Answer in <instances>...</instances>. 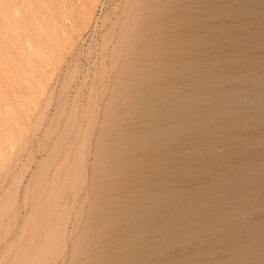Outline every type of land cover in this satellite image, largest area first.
<instances>
[{
    "label": "rangeland",
    "instance_id": "374dc122",
    "mask_svg": "<svg viewBox=\"0 0 264 264\" xmlns=\"http://www.w3.org/2000/svg\"><path fill=\"white\" fill-rule=\"evenodd\" d=\"M148 1L149 0H0V154L2 153L0 155V176H3H1L2 178L0 177V181L2 179V182H0L2 183L0 184L2 188H0V218L3 215L1 218L2 220L0 219L2 221H0V264H9V261H11L10 264L12 262L16 264L17 261H19V264H23L24 259L26 260L24 262L25 264L30 258H32L30 261L32 262L33 260L34 262L31 263L29 261L27 264H36L39 260L37 264L41 262H44L41 264H47L48 262V264H70L72 260L75 259L74 256H76L78 251L81 255L77 253L79 257L76 256L77 262L74 260L75 264H103L104 262V264H155L156 262V264H205L207 261L216 258L219 259V252H222L221 255L226 252L227 249L225 247H220V245H238L237 243L239 242L235 241V243L234 239L225 240V238L232 234L233 229H236L233 227L232 223L237 220L238 222L239 220L242 221L245 217L237 218L236 220H230V217H228L221 221V224L226 223L227 225H222L218 228L215 226L212 228L209 227V229L203 230L199 232V234L193 233L189 235V231L194 229V227L202 229L203 226H205L204 223L203 225L201 223L204 217L212 215L206 207L203 206L201 199V202H199V200L195 198L191 200V198L182 196L181 200L170 202L165 196L169 191H179L183 188L185 189L184 193H186V189L190 186L188 182L195 184L196 187L203 188V184L209 181L208 175L212 174L208 172V170L216 172L221 169L222 164L244 163L246 157L250 155L251 150H243V152H241L239 150L241 148L239 145L249 142V132L242 133L243 135L241 136L243 139H233L226 144L219 145L218 142L222 135L216 134L206 145L201 142L195 143L194 141L185 140L181 143L182 146L181 144L170 145V147L165 146L159 150L161 153L159 151L153 152L151 150L152 144L144 136L153 130V125L161 118H164L170 109L172 111L175 109L176 105H173V103H176V100L172 99L170 95L166 96L162 94H158L157 97L152 95L151 98V94L148 90L151 92L153 91L152 89H158L161 93L171 86L172 92L175 89H181V82L185 83V87L189 85L194 78H197L202 84L207 76L203 71L196 74L192 73L190 68L195 63H200L201 65L213 62L214 67L208 73L207 79L215 80L219 84L221 83L220 79H224L228 74L241 75L247 72L254 76L264 75V0H225L227 2L226 4L222 3L224 0H198L201 1V3L196 6L195 10L186 7L188 3L183 4L175 2L174 5L171 3L169 5L168 0H161L159 4L158 2L151 4V7L156 9L155 12L151 14L142 8L148 6V4H146ZM244 7L251 9L250 14H248L250 15L249 17L243 16L242 11ZM174 12L187 13L188 17L186 20L177 23H167L164 16ZM137 18L141 20H137ZM159 18H162V20H159ZM137 22L138 25L141 24L140 27L137 25ZM154 27L157 30H155ZM178 32L183 33V38L180 37L177 39L174 37ZM143 34L145 36H143ZM251 44L256 47L255 50L251 48L253 46ZM157 57L161 59L157 60ZM240 64L243 65L241 66ZM220 67H222L221 69L225 72H223ZM174 68H184L182 75H180L182 76L181 78L178 74L170 75L169 72H172ZM142 71L144 72L142 73ZM233 83L234 85L237 84L236 82ZM184 87L183 90L185 89ZM191 90L192 89L184 90L187 99H192L196 96L195 94H197V92L195 93L194 90ZM205 90L204 88L203 91ZM247 92H249V90ZM135 94L137 95L134 96ZM145 98L147 99L145 100ZM125 99L128 100L125 101ZM153 100L158 102H153ZM111 102L113 104H111ZM147 102H149V104ZM167 102L168 104H166ZM114 103H117V107L114 106ZM121 106L123 108H120ZM150 108L153 109L152 111L154 112L150 111ZM150 112L155 115L150 114ZM187 112L193 114L191 109L187 110ZM146 113L148 115H146ZM131 118L135 121V124L134 121H131ZM139 118L145 122H142ZM152 118H154V121ZM138 121L140 123H138ZM196 126L197 129L200 130V133L204 134L212 132L213 130V126L210 123H198ZM196 126L194 127L196 128ZM229 126L232 127L233 125L228 124L223 129L230 130L231 128ZM135 128L137 130H135ZM260 128L258 131H261ZM103 130L105 131L103 132ZM101 135H103V137ZM97 139L99 141L101 139V141L97 142ZM144 139L145 141H143ZM114 143L117 144L118 147L121 146L123 148L116 147ZM118 143L121 145H118ZM260 143L262 142L260 141ZM134 144L135 146H133ZM191 144L193 146H191ZM223 145H227V148L222 147ZM98 146H100V148ZM103 147H105V149H103ZM260 147H264V144H261ZM112 148L113 150H111ZM176 148L177 150L175 151ZM206 148L209 149L210 153L216 154L223 153L227 149L233 152L232 155L227 157V160L216 161L217 164L215 163L209 167V163L204 160L206 157H204L205 154L203 149ZM95 149L97 151L96 153ZM180 149L183 152H181ZM80 150H83V155L80 153ZM105 150L106 152H103ZM148 150H150V152ZM102 152L103 154H101ZM145 152H147V154ZM168 152L169 154L173 152L170 154L171 159H165L166 153ZM178 152L180 153L179 155L177 154ZM51 154L54 158L49 156ZM117 154H119L118 158ZM79 156L81 157L79 158ZM151 158L159 159L158 161H160L159 163L161 166L152 163ZM103 159L104 161L106 160L107 163H104ZM76 160H81L79 162L80 164H82L81 162L83 160V164L79 165ZM95 160H100L98 163L101 165ZM176 160L177 163L175 162ZM133 162L135 163L133 164ZM202 162L204 164H202ZM49 163H52V165H49ZM58 165L60 168L57 167ZM76 167H78V169H76ZM94 167L95 169L100 168L97 169L98 171L94 169V173H92ZM44 168H46L48 172ZM56 168H58V170ZM103 168L105 169V175L102 171ZM59 169H62L60 170L61 172ZM43 170L46 172L43 173ZM40 171L42 174H40ZM100 171L103 173H101V176L99 175ZM7 172L10 178L6 177ZM80 172L81 174H79ZM119 173L123 174L119 175ZM73 174L76 175L73 178L74 181L72 180ZM141 174H143V176ZM91 175L96 177L95 180L98 183L94 180L95 177ZM127 175H129V177ZM80 176H82V178ZM212 176L214 175L212 174ZM75 177L78 178L76 179ZM79 178L83 182L80 181ZM3 179L7 180L3 181ZM71 180L74 183L72 187H70V183L72 182L69 183ZM126 180L127 183H130L126 184ZM177 180L178 182H176ZM63 182H65L64 184L67 183L66 186L62 184ZM79 182L83 184L80 183L81 185H79ZM91 183L96 184L95 186H97V188L93 189L94 184L91 186ZM77 184L80 188H77ZM163 184L167 185L164 187ZM154 186H159V189L155 192L152 191ZM55 187L56 190H54ZM69 187L70 190L68 191L67 189H69ZM91 187L93 191H91ZM57 188L60 190L58 191ZM62 188L65 192L61 193L65 195H61L60 193ZM74 190H78L77 193ZM7 192L8 196L6 195ZM15 192L17 193L16 195ZM74 193L77 197H74L76 196ZM4 194L7 197L4 198ZM48 194H55L56 197L55 195L52 197ZM58 194L59 197L60 195L61 198L64 197L60 199L59 202H56L59 199H57ZM69 195L72 196V198ZM67 196L72 200H70V204L68 203L69 199ZM1 198H4L2 199L3 201ZM50 198H52V200ZM54 198H56V200H54ZM208 199V201H205L207 199L203 200L211 204H221V200H225L222 195L211 196ZM109 201L111 203H109ZM159 202H162V207L155 208V210L152 211V206L150 207V205L153 203L157 205ZM44 204L46 206H44ZM102 207L105 208L102 209ZM196 209L199 210L196 211ZM52 210L54 214H52ZM63 210L64 212H62ZM142 210L144 212H142ZM49 215L53 219L49 218V221L45 222ZM247 216L249 219L256 221V219L264 217V211L259 213L253 212ZM158 217L162 219L160 218V220ZM101 219L103 223H100ZM142 221L145 225L141 224ZM136 224L140 226L136 228ZM165 227L166 229H164ZM85 229L88 233L85 232ZM39 230L42 232H39ZM241 230L240 228V234L236 236L235 239L243 240L242 238L245 237L246 233ZM166 231L169 232L167 233ZM36 232H39L42 236H39V233L36 236L33 235ZM223 234L227 236L222 237L221 235ZM80 236L81 238H79ZM127 236L129 237L127 238ZM149 236L151 238H149ZM216 236H221V242L223 243L219 244L218 249L210 246L213 245V241L217 238ZM39 237H41L40 240H38ZM111 237L113 239H111ZM31 238L34 239L32 240ZM57 240L59 241L57 242ZM223 240H225V242H223ZM74 243H78V247L75 245L72 249L71 246ZM151 243H153L152 246ZM122 244H125L124 247ZM32 245L36 247L34 250V246ZM43 245L45 247L47 245L48 247L45 249ZM109 245L111 247H109ZM167 245L169 247H167ZM42 246L45 250H43V254L47 259L44 258V256L42 257ZM79 247H83V249L81 250ZM11 248H13V250L10 252ZM166 248H168V250ZM37 249L40 250L41 255L39 256L37 254L39 253ZM60 249L64 251L62 252L63 256L61 255ZM117 249L119 250L117 251ZM24 250L30 255L24 252ZM71 250H74V252ZM75 250L77 251L75 252ZM150 250L153 251V254ZM191 250L194 251L192 252ZM29 251H31V253ZM140 251H142V253H140ZM18 252L26 254H23V259L22 255L20 256L17 254ZM32 252L37 254L38 260L35 255H32ZM49 252L51 254H49ZM71 252L75 255H72ZM96 252L100 254H96ZM176 252L178 253L175 254ZM5 254L6 256L9 254V256H7L8 259L4 256ZM31 255L32 257H30ZM49 255H52V261H50L51 258ZM177 255L179 258L176 257ZM27 256L30 258L28 259ZM106 256L108 257L106 258ZM174 256L178 258V260L175 259ZM15 257L19 258L16 259ZM41 257L42 260L40 259ZM73 257L74 259H72ZM168 257L171 258L168 259ZM180 258H183L184 261ZM106 259H108L107 262L104 261ZM176 260L180 262L176 263Z\"/></svg>",
    "mask_w": 264,
    "mask_h": 264
},
{
    "label": "bare ground",
    "instance_id": "6f19581e",
    "mask_svg": "<svg viewBox=\"0 0 264 264\" xmlns=\"http://www.w3.org/2000/svg\"><path fill=\"white\" fill-rule=\"evenodd\" d=\"M161 0H149L148 1V3H146V4H148V6H144V7H142L143 8V10H146V11H148V13H153V12H155V10L156 9H154V8H152L151 7V4L152 3H154V2H158V4H159V2H160ZM169 1V5H170V3L172 4V5H174V3L175 2H179V3H183V4H186V3H188L187 5H186V7H188L189 9H192V10H195L196 9V6H198L200 3H201V1H198V0H168ZM253 1H261V0H253ZM222 3H227L225 0L222 2ZM164 5V4H163ZM162 5V6H163ZM141 6V5H140ZM139 6V7H140ZM159 7V6H158ZM141 10V9H140ZM168 10V9H167ZM251 9H249V8H246V7H244V9H243V16H245V17H249L250 15H248V14H250V11ZM144 12V11H143ZM142 14V13H141ZM194 14V13H193ZM192 14V15H193ZM139 15V14H138ZM138 17H140V16H138ZM149 17V16H148ZM187 17H188V15H187V13H172V14H167L166 16H164V19H166L167 20V23H170V22H175V23H177V22H179V21H183V20H186L187 19ZM254 17V16H253ZM145 18V17H144ZM251 18V17H250ZM257 18V17H256ZM139 18H137V20H138ZM162 20V18H159V20ZM139 20H141V19H139ZM143 20V19H142ZM249 20H251V19H249ZM259 20V19H258ZM263 20V19H262ZM134 23V22H133ZM141 23V22H140ZM137 25H138V22H137ZM141 25V24H140ZM140 25H138L139 27H140ZM176 25V24H175ZM134 26V25H133ZM143 26V25H142ZM148 26H149V23H148ZM159 26V25H158ZM136 27V26H135ZM128 28H130V27H128ZM153 28V27H152ZM155 28V27H154ZM131 29V28H130ZM145 29H146V26H145ZM155 30H157L156 28H155ZM190 30V29H189ZM129 31V30H128ZM150 31V30H149ZM154 31V30H153ZM163 31V30H162ZM225 31V30H224ZM147 32V31H146ZM157 32V31H156ZM160 32V31H159ZM187 33V32H186ZM155 34V33H154ZM247 34V33H246ZM157 35V34H156ZM235 35V34H234ZM239 35V34H238ZM244 35V34H243ZM257 35V34H256ZM143 36H145L144 34H143ZM182 36H184L183 35V33H180V32H178L176 35H174V37L175 38H180V37H182ZM155 37V36H154ZM183 38V37H182ZM139 39V38H138ZM239 39V38H238ZM133 40V39H132ZM142 40V39H141ZM172 40H173V37H172ZM175 40V39H174ZM248 40V39H247ZM185 41V40H184ZM251 41V40H250ZM163 42V41H162ZM172 42V41H171ZM160 43V42H159ZM166 43V42H165ZM172 44V43H171ZM175 44V43H174ZM264 44V43H263ZM147 45V44H146ZM153 45V44H152ZM196 45V44H195ZM234 45V44H233ZM251 45H253V44H251ZM134 46V45H133ZM132 46V47H133ZM151 46V45H150ZM169 46H171V45H169ZM197 46V45H196ZM147 47V46H146ZM163 47V46H162ZM263 47H264V45H263ZM148 48V47H147ZM152 48V47H151ZM156 48H157V46H156ZM161 48V47H160ZM164 48H165V46H164ZM163 48V49H164ZM248 48V47H247ZM250 48V47H249ZM252 49H256V47L253 45L252 47H251ZM150 49V48H149ZM153 50V49H152ZM151 50V51H152ZM158 50H160V49H158ZM158 50H157V52H158ZM161 50H162V48H161ZM166 50V49H165ZM173 50V49H172ZM141 51V50H140ZM146 51V50H145ZM155 51H156V49H155ZM263 51V50H262ZM161 52V51H160ZM260 52V51H259ZM131 53V52H130ZM159 53V52H158ZM163 53V52H162ZM169 53V52H168ZM139 54H142V53H139ZM144 54H145V52H144ZM176 55V54H175ZM142 56V55H141ZM146 56V55H145ZM161 57V56H160ZM163 57V56H162ZM177 57V56H176ZM179 57V56H178ZM181 57V56H180ZM185 58V57H184ZM232 58V57H231ZM157 60H160L161 58H159L158 59V57L156 58ZM234 59V58H233ZM167 61V60H166ZM210 61H212V60H210ZM258 61V60H257ZM215 62V61H214ZM173 63V62H172ZM171 63V64H172ZM181 63V62H180ZM205 63H207V62H205ZM218 63V62H217ZM246 63V62H245ZM174 64H175V62H174ZM183 64V63H182ZM236 64V63H235ZM250 64H251V62H250ZM139 65V64H138ZM138 65H135V66H138ZM144 65H147V64H144ZM236 65H238V64H236ZM241 65V64H240ZM243 65V64H242ZM241 65V66H242ZM167 66V65H166ZM225 66V65H224ZM127 68H129L128 66H126ZM214 67V65H213V62L212 63H207V64H201L200 65V63H195V64H193L192 66H191V70H192V73H194V74H196V73H200L201 71H203L204 73H206L205 75L207 76V77H205L206 79L203 81V83L201 84L200 83V81L197 79V78H194L190 83H189V85H186L185 87H184V85H185V83H182L181 82V85H182V87H181V89L179 88V89H175V90H173L172 92H171V86L168 88V89H166L165 91H162L161 93H160V91L158 90V89H152L153 91H151L150 92V90H148V92L151 94L150 96H151V98H152V95H154V96H156L157 97V95L158 94H162V95H170V97L172 98V99H175L176 100V103H173V105L175 104L176 106H175V109H173V111L170 109V111L168 112V114L164 117V118H159L160 120L157 122V123H155L154 125H153V130L149 133L148 132V134H144L145 136L144 137H146V139L152 144V151L153 152H156V151H159L160 149H162L163 147H165V146H169L170 147V145H179V144H181V143H183L185 140L186 141H194L195 143L196 142H201V143H203V144H208V142L211 140V138L214 136V135H216V134H220V135H222L221 137H220V139H219V142H218V144L219 145H221V144H226L228 141H230V140H233V139H240V138H242V136L241 135H243L242 133H244V132H249V135H248V138H249V142L248 141H246V140H244V141H246V142H248V143H243V144H241V145H239L241 148L239 149L241 152H243V150H251V153H250V155L248 156V157H246V159H245V162L244 163H241V162H237V163H233V164H222L221 165V169L220 170H217L216 172L215 171H212V170H208V172H210V173H212L214 176H212V174H209L208 176H209V181L208 182H205L203 185H204V187L203 188H201V187H196L195 186V184H193V183H190V182H188V184L190 185L189 187H188V189H186L187 191H186V193H184V191H185V189L183 190V189H180L179 191H169L168 192V194H166V199L167 200H169L170 202H175V201H177V200H181V197L182 196H184V197H186V198H191V200L193 199V198H195L196 200H199V202H201L200 201V199L202 200V204H203V206L204 207H206V209L210 212V214L212 215V216H207V217H204V219H203V222H201L202 223V225H203V223L205 224V226H203V228L201 229H198V228H195L194 227V229H191L190 231H189V235L190 234H193V233H198L199 234V232H201V231H203V230H206V229H209V227H216V228H218V227H221L222 225H227L226 223H222L221 224V221H223V220H225L226 218H228V217H230V220H232V219H234V220H236L237 218H242V217H245V219H243L242 221L241 220H239V222H238V220L237 221H234V223H232V225H233V227H235L236 229H233L232 230V234L231 235H221L222 237H226L225 238V240H231V239H234V242L236 241V242H239V243H237L238 245H225V244H223L222 242H221V236H216L217 238L213 241V245H210L211 247H216L217 249H218V246H219V244H223V245H220V247H225L226 249V252L223 254V255H221V253L219 252V254H220V257H219V259H213V260H210V261H207L205 264H264V217H260V218H258V219H256V221H253V220H251V219H249L248 218V214H250V213H253V212H262V211H264V147H260V145L261 144H264V75H262V76H254V75H251V73H244V74H241V75H236V74H228V75H226V77L224 78V79H220L221 80V83L219 84V83H217L215 80L213 81V80H211V79H207L208 78V73L210 72V70L212 69ZM223 67V66H222ZM222 67H220V69L222 68ZM236 67V66H235ZM244 67V66H243ZM249 67V66H248ZM135 68V67H134ZM171 68H172V66H171ZM170 68V69H171ZM189 68V67H188ZM229 68V67H228ZM237 68V67H236ZM184 69V68H183ZM183 69H180V68H174V70L171 72H169L170 73V75L172 74V75H182V71H183ZM224 69V68H223ZM240 69V68H239ZM244 69V68H243ZM169 70V69H168ZM199 70V71H198ZM219 70V69H218ZM222 70V69H221ZM232 70V69H231ZM220 71V70H219ZM223 71V70H222ZM245 71H247V70H245ZM258 71V70H257ZM123 72V71H122ZM144 71H142V73H143ZM221 72V71H220ZM223 72H225V71H223ZM243 72V71H242ZM133 73V72H132ZM139 73V72H138ZM188 73H190V72H188ZM236 73V72H235ZM263 73V72H262ZM162 74V73H161ZM163 74H165V73H163ZM143 76V75H142ZM168 76V75H167ZM178 76V77H179ZM188 76V75H187ZM171 77V76H170ZM182 76H180V78H181ZM202 77V76H201ZM200 77V78H201ZM179 78V79H180ZM187 78V77H186ZM203 78V77H202ZM166 79V78H165ZM184 79V78H183ZM204 79V78H203ZM185 80V79H184ZM145 81V80H144ZM174 81V80H173ZM127 82V81H126ZM125 82V83H126ZM233 82H236L237 84L236 85H234V83ZM145 83V82H144ZM155 83V82H154ZM153 84V83H152ZM180 84V83H179ZM178 84V85H179ZM128 85V84H127ZM116 86H118V85H116ZM119 86H120V84H119ZM134 87V86H133ZM133 87H131V88H133ZM149 87V86H148ZM183 87L185 88L184 90H186V89H192V90H194L195 91V93L197 92V94H195L196 96L194 97V98H192V99H187V97H185V94H184V90H183ZM137 88V87H136ZM162 88V87H161ZM164 88H167V87H164ZM178 88V87H177ZM204 88L206 89L205 91H203L204 90ZM124 90H125V88H124ZM128 90H130V89H128ZM145 90V89H144ZM191 90V91H192ZM249 90V92H247ZM202 92V93H201ZM187 93V92H186ZM144 94V93H143ZM132 95V94H131ZM130 95V96H131ZM137 94H135L134 96H136ZM145 95V94H144ZM144 95H143V97H144ZM133 96V95H132ZM161 96V95H160ZM165 96V97H166ZM129 97V96H128ZM118 98V97H117ZM142 98V97H141ZM150 98V97H149ZM161 98V97H160ZM144 99V98H143ZM143 99H141V100H143ZM147 98H145V100H146ZM115 100V99H114ZM128 99H125V101H127ZM139 100V99H138ZM135 101V100H134ZM140 101V100H139ZM139 101H138V103H139ZM150 101H151V99H150ZM149 101V102H150ZM165 101V100H164ZM163 101V102H164ZM112 102H113V100H112ZM111 102V104H113ZM116 102V101H115ZM117 102H119V101H117ZM131 102V101H130ZM136 102V101H135ZM149 102H147L148 104H149ZM153 102H158V101H154L153 100ZM170 102H171V100H170ZM137 103V102H136ZM141 103V102H140ZM135 104V103H134ZM142 104V103H141ZM161 104H163V103H161ZM165 104V103H164ZM166 104H168V102L166 103ZM117 105V103L115 104L114 103V106H116ZM136 105H138V104H136ZM152 105V104H151ZM155 105V104H154ZM140 106V105H139ZM144 106H146V105H144ZM157 106V105H156ZM109 107V106H108ZM112 107V106H111ZM110 107V108H111ZM117 107V106H116ZM149 107V106H148ZM152 107H154V106H152ZM151 107V108H152ZM170 107V106H169ZM120 108H123L122 106L120 107ZM150 108V109H151ZM155 108V107H154ZM171 108V107H170ZM136 109H138V108H136ZM149 109V110H150ZM156 109V108H155ZM169 109V108H168ZM189 109H191L193 112V114H191V113H189V112H187V110H189ZM148 110V109H147ZM153 109H151L150 111H152ZM165 110H166V108H165ZM121 111V110H120ZM119 111V112H120ZM141 111V110H140ZM159 111V110H158ZM157 111V112H158ZM163 111V110H162ZM142 112V111H141ZM152 112H154V111H152ZM148 113V112H147ZM146 113V115H148ZM155 113H156V110H155ZM167 113V112H166ZM123 114V113H122ZM141 114V113H140ZM144 114V113H143ZM150 114H154V113H151L150 112ZM138 115V114H137ZM145 115V116H146ZM155 115V114H154ZM159 115H161V114H159ZM130 116H131V114H130ZM158 116V115H157ZM157 116H155V117H157ZM162 116V115H161ZM161 116H158V117H161ZM164 116V115H163ZM195 116V117H194ZM128 117V116H127ZM133 117V116H132ZM149 117V116H148ZM153 117V116H152ZM121 118V117H120ZM145 118V117H144ZM150 118V117H149ZM149 118H148V120H149ZM124 119V118H123ZM132 119V118H131ZM130 119V120H131ZM139 119H141V118H139ZM145 119H147V118H145ZM144 119V120H145ZM153 119V121H154V118H152ZM126 120V119H125ZM121 121H122V119H121ZM131 121H134L133 119L131 120ZM141 121H142V119H141ZM157 121V120H156ZM142 122H145V121H142ZM123 123V122H122ZM125 123V122H124ZM127 123V122H126ZM138 123H140L139 121H138ZM198 123H210L212 126H213V130H212V132H207V133H200V130H198L197 129V126H196V124H198ZM129 124H130V122H129ZM134 124H135V121H134ZM134 124H131V125H134ZM136 124H137V121H136ZM143 124V123H142ZM141 124V125H142ZM228 124H231V125H233L232 127H230L231 129L230 130H225V129H223L226 125H228ZM75 125V124H74ZM122 126V125H121ZM137 126H138V124H137ZM194 126H196V128L194 127ZM199 126V125H198ZM126 127V126H125ZM140 127V126H139ZM139 127H137V128H139ZM143 127V126H142ZM260 127H262V128H260ZM145 128V127H144ZM146 128H147V126H146ZM261 129V131H258V129ZM122 129V128H121ZM123 129H124V127H123ZM122 129V130H123ZM151 129V128H150ZM117 130H120V129H117ZM121 130V131H122ZM128 130H129V127H128ZM135 130H137L136 128H135ZM145 130V129H144ZM105 130H103V132H104ZM132 133V132H131ZM103 135H104V133H103ZM103 135H101L102 137H103ZM106 135V134H105ZM116 136H118L117 134H115ZM246 135V134H245ZM107 136V135H106ZM143 137V138H144ZM219 137V136H218ZM244 137V136H243ZM125 138V137H124ZM141 138V137H140ZM215 138V137H214ZM99 139V138H98ZM97 139V142L99 141ZM101 139H103V138H101ZM101 139H100V141H101ZM123 139V138H122ZM218 139V138H217ZM243 139V138H242ZM241 139V140H242ZM106 140V139H105ZM104 140V141H105ZM120 140V139H119ZM135 140V139H134ZM141 140H142V138H141ZM60 141V140H59ZM58 141V142H59ZM99 141V142H100ZM116 141V140H115ZM125 141V140H124ZM130 141V140H129ZM135 141H137V140H135ZM143 141H145V139L143 140ZM142 141V142H143ZM260 141L262 142V143H260ZM118 142V141H117ZM122 143H124L123 141H121ZM128 142V141H127ZM132 142H133V140H132ZM62 143V142H61ZM103 143V142H102ZM101 143V144H102ZM129 143V142H128ZM149 143V144H150ZM195 143H193L194 145H196ZM236 143V142H235ZM57 144H59V143H57ZM105 144V143H104ZM110 144V143H109ZM112 144V143H111ZM115 144V143H114ZM137 144V143H136ZM214 144H215V142H214ZM62 145V144H61ZM98 145V144H97ZM106 145H108V144H106ZM116 145V147H118L117 146V144H115ZM118 145H121L120 143H118ZM123 145V144H122ZM130 145V144H129ZM188 145V144H187ZM217 145V144H216ZM133 146H135V144L133 145ZM137 146H138V144H137ZM181 146H182V144H181ZM184 146V145H183ZM191 146H193L192 144H191ZM202 146V145H201ZM215 146V145H214ZM227 145H223L222 147H225V148H227L226 147ZM233 146V145H232ZM56 147V146H55ZM99 148H100V146H98ZM108 147V146H107ZM112 147V146H111ZM110 147V148H111ZM113 147H114V145H113ZM119 147H121V146H119ZM118 147V148H119ZM212 147V146H211ZM53 148V147H52ZM97 148V147H96ZM115 148V147H114ZM123 147H121V149H122ZM124 148H125V146H124ZM131 148V147H130ZM149 148V147H148ZM147 148V149H148ZM178 148V147H177ZM177 148L175 149V151L177 150ZM189 148V147H188ZM194 148V147H193ZM83 149V148H82ZM101 149H102V145H101ZM103 149H105V147H103ZM126 149V148H125ZM124 149V150H125ZM167 149V148H166ZM184 149V148H183ZM190 149V148H189ZM198 149H200V148H198ZM224 149V148H223ZM234 149V148H233ZM48 150V149H47ZM59 150H61V149H59ZM59 150H57V151H59ZM110 150V149H109ZM111 150H113V148L111 149ZM115 150V149H114ZM117 150V149H116ZM1 151V150H0ZM83 151V150H82ZM81 150H80V153H82V155H83V152H82ZM119 151V150H118ZM121 151V150H120ZM135 151V150H134ZM136 151H138V150H136ZM142 151V150H141ZM147 151V150H146ZM149 152H150V150H148ZM180 151H181V149H180ZM185 151V150H184ZM44 152V151H43ZM45 152H46V150H45ZM97 151H96V149H95V153H96ZM103 152H106V150L105 151H103ZM103 152L101 153V154H103ZM107 152H108V150H107ZM160 153H161V151H159ZM181 152H183V151H181ZM203 152H204V157H206V158H204V160L206 161V162H208L209 163V167H211V165H214L215 163H216V161H219V160H227V157H229L230 155H232V152L233 151H231V150H229V149H227L226 151H224L223 153H210L209 152V149L208 148H206V149H203ZM51 153H52V151H51ZM54 153V152H53ZM58 153V152H57ZM60 153V152H59ZM98 153H100V152H98ZM97 153V154H98ZM111 153V152H110ZM113 153V152H112ZM118 153V152H117ZM124 153H126V152H124ZM139 153V152H138ZM144 153V152H143ZM142 153V154H143ZM146 154H147V152H145ZM163 153H164V150H163ZM173 152H171L170 154H172ZM192 153V152H191ZM236 153V152H235ZM2 154V153H1ZM0 154V155H1ZM56 154V153H55ZM54 154V155H55ZM100 154V155H101ZM106 154V153H105ZM108 154H109V152H108ZM116 154V153H115ZM120 154V153H119ZM119 154H117V158H118V156H119ZM157 154V153H156ZM167 154V155H166ZM165 155L167 156H165V159H171L170 158V154H169V152L168 153H166ZM178 155L180 154L179 152L177 153ZM182 154V153H181ZM194 154V153H193ZM199 154V153H198ZM59 155V154H58ZM71 155V154H70ZM81 155V154H80ZM135 155V154H134ZM149 155V154H148ZM160 155V154H159ZM158 155V156H159ZM196 155V154H195ZM49 156H51L52 157V154L51 155H49ZM102 156H104V155H102ZM122 156V155H121ZM121 156H120V158H121ZM160 156H162V155H160ZM160 156H159V158H160ZM176 156V155H175ZM3 157H4V155H3ZM50 157V158H51ZM81 156H79V158H80ZM83 157V156H82ZM95 157V156H94ZM94 157H93V159H94ZM188 157L190 158V156L188 155ZM201 157V156H200ZM203 157V156H202ZM240 157V156H239ZM52 158H54V157H52ZM65 158V157H64ZM79 158H77V159H79ZM97 158H98V155H97ZM104 158V157H103ZM114 158V157H113ZM112 158V159H113ZM124 158V157H123ZM130 158V157H129ZM173 158V157H172ZM244 158V157H243ZM67 159V158H66ZM81 159H83V158H81ZM96 159V158H95ZM104 159H107V158H104ZM104 159H103V162L105 163L106 162V160L104 161ZM109 159H111V158H109ZM115 159H116V157H115ZM131 159V158H130ZM201 159V158H200ZM3 160V159H2ZM123 160V159H122ZM159 159H156V158H151V162L152 163H154L155 165H157V166H161L160 165V161H158ZM162 160V159H161ZM187 160V159H186ZM30 161V160H29ZM78 163L81 161H78V160H76ZM76 161H75V163H76ZM97 163H98V161L100 162V160H95ZM118 161V160H117ZM120 161H121V159H120ZM134 161V160H133ZM150 161V160H149ZM181 161V160H180ZM1 162V161H0ZM93 162V161H92ZM102 162V161H101ZM144 162V161H143ZM162 162H163V160H162ZM176 163H177V160L175 161ZM185 162V161H184ZM204 162V161H203ZM202 162V164H204ZM82 164H83V160H82V162H81ZM107 163V162H106ZM135 162H133V164H134ZM197 163V162H196ZM63 164V163H62ZM77 164V163H76ZM82 164H80L79 163V165H82ZM99 165H101L100 163H98ZM116 164V163H115ZM119 164H121V163H119ZM192 164H193V162H192ZM217 164V163H216ZM49 165H52V163L50 164L49 163ZM60 165V164H59ZM59 165L57 166V167H59ZM103 165V164H102ZM125 165V164H124ZM181 165H182V163H181ZM206 165V164H205ZM44 166H45V164H44ZM46 166H48V165H46ZM61 166V165H60ZM76 166H78V165H76ZM92 166H93V164H92ZM94 166H95V163H94ZM133 166V165H132ZM146 166V165H145ZM168 166V165H167ZM185 166V165H184ZM193 166V165H192ZM204 166V165H203ZM219 166V165H218ZM42 167V166H41ZM49 167V166H48ZM54 167V166H53ZM65 167V166H64ZM75 167V166H74ZM79 167V166H78ZM78 167H76V169H78ZM80 167H82V166H80ZM101 167V166H100ZM99 167V168H100ZM103 167V166H102ZM115 167H116V165H115ZM125 167V166H124ZM136 167V166H135ZM152 167V166H151ZM171 167V166H170ZM40 168V167H39ZM60 168V167H59ZM99 168H97V169H99ZM107 168H108V166H107ZM106 168V169H107ZM204 168H206V167H204ZM215 168V167H214ZM42 169H43V167H42ZM45 170H46V168H44ZM52 169H54V168H52ZM57 170H58V168H56ZM55 169V170H56ZM63 169V168H62ZM62 169H59V171L60 170H62ZM80 169V168H79ZM94 169H95V167L92 169L93 170V172L92 173H94ZM97 169H95V170H97ZM114 169V168H113ZM127 169V168H126ZM45 170H43L42 172L43 173H45L46 171ZM50 170V169H49ZM56 170V171H57ZM75 170V169H74ZM81 170V169H80ZM104 168L102 169V171H103V173H104ZM111 170V169H110ZM129 170V169H128ZM136 170V169H135ZM165 170V169H164ZM168 170H171V169H168ZM184 170H186V169H184ZM39 171V170H38ZM78 171V170H77ZM98 171V170H97ZM102 171H100V173L99 172H97V173H99V175L101 176V173H102ZM137 172H138V170H136ZM144 171V170H143ZM142 171V172H143ZM148 171V170H147ZM156 171V170H155ZM182 171H183V169H182ZM204 171V170H203ZM48 172V171H47ZM61 172V171H60ZM69 172V171H68ZM73 172V171H72ZM75 172V171H74ZM79 172V171H78ZM111 172V171H110ZM132 172H134V171H132ZM157 172V171H156ZM9 173H11V172H9ZM37 173V172H36ZM91 173V174H92ZM102 173V174H103ZM112 173V172H111ZM110 173V174H111ZM117 173V172H116ZM128 173V172H127ZM136 173V172H135ZM138 173H140V172H138ZM7 174V176L6 177H8V172L6 173ZM38 174V173H37ZM36 174V175H37ZM40 174H42L41 173V171H40ZM47 174V173H46ZM55 174H57V173H55ZM79 174H81V172L79 173ZM118 174V173H117ZM121 173H119V175H120ZM123 174V173H122ZM121 174V175H122ZM129 174H131V173H129ZM157 174V173H156ZM174 174V173H173ZM39 175V174H38ZM37 175V176H38ZM68 175V174H67ZM66 175V176H67ZM78 175V174H77ZM83 175V174H82ZM96 175V174H95ZM99 175H98V177H99ZM104 175H105V173H104ZM124 175H126V174H124ZM134 175V174H133ZM133 175H131V176H133ZM142 176H143V174H141ZM146 175V174H145ZM148 175V174H147ZM149 175H151V174H149ZM195 175V174H194ZM2 176V175H1ZM0 176V177H1ZM43 176H45V175H43ZM55 176H57V175H55ZM74 176H76V175H74L73 174V177H72V180L74 181ZM91 176H94V175H91ZM97 176V175H96ZM128 177H129V175H127ZM126 176V177H127ZM168 176V175H167ZM181 176V175H180ZM3 177V176H2ZM1 177V178H2ZM79 177V176H78ZM77 177V178H78ZM81 178H82V176H80ZM95 177V176H94ZM108 177V176H107ZM116 177H118V176H116ZM116 177H114V178H116ZM127 177V178H128ZM174 177V176H173ZM5 178V177H4ZM8 178H10V177H8ZM39 178V177H38ZM41 178V177H40ZM53 178V177H52ZM68 178V177H67ZM76 178V177H75ZM76 178V179H77ZM91 178H93V177H91ZM101 178V177H100ZM132 178V177H131ZM163 178H165V177H163ZM80 179V178H79ZM86 179V178H85ZM96 179V177L94 178V180ZM98 179V178H97ZM135 179V178H134ZM133 179V180H134ZM5 179H3V181H4ZM7 180V179H6ZM5 180V181H6ZM42 180V179H41ZM52 180V179H51ZM65 180L67 181V179L65 178ZM69 180H70V178H69ZM72 180L71 181H69V183L70 182H72ZM91 180V179H90ZM93 180V179H92ZM93 180V181H94ZM128 180V179H127ZM127 180H126V184H128V183H130V182H128L127 183ZM165 180V179H164ZM178 180H179V178H178ZM178 180L176 181V182H178ZM202 180V179H201ZM80 181H82L81 179H80ZM96 181V180H95ZM94 181V182H95ZM160 181V180H159ZM166 181V180H165ZM164 181V182H165ZM192 181V180H191ZM0 182H2V179H1V181ZM83 182V181H82ZM82 182H79V185H81L80 183H82ZM86 182V181H85ZM97 182V181H96ZM196 182V181H195ZM197 182H198V180H197ZM204 182V181H203ZM6 183V182H5ZM8 183V182H7ZM55 183V182H54ZM65 182H63L62 184H64ZM77 183V182H76ZM98 183V182H97ZM113 183V182H112ZM121 183V182H120ZM0 184H2V183H0ZM4 184V183H3ZM61 184V185H62ZM67 184V183H66ZM66 184H64V186H66ZM71 184V186L70 187H72V184H74L73 182L72 183H70ZM83 184V183H82ZM94 184V183H93ZM92 183H91V186L93 185ZM114 184V183H113ZM124 184V183H123ZM141 184V183H140ZM49 185V184H48ZM55 185V184H54ZM61 185H59V186H61ZM69 185V184H68ZM67 185V186H68ZM85 185V184H84ZM96 184H94V187H93V189H96L97 188V186H95ZM161 185V184H160ZM159 185V186H160ZM164 185V187L167 185V184H163ZM182 185V184H181ZM181 185H180V187H181ZM183 185H185V184H183ZM1 186V185H0ZM3 186V185H2ZM5 186V185H4ZM77 186V188H80V187H78V184L76 185ZM76 186H75V188H76ZM83 186V185H82ZM142 186V185H141ZM159 186H154L153 188H152V191L153 192H155L157 189H159ZM178 186V185H177ZM186 186V185H185ZM56 187H57V185H56ZM56 187H55V189L54 190H56ZM63 187V186H62ZM70 187H69V189H67L68 191L70 190ZM133 187V186H132ZM182 187H184V186H182ZM1 188V187H0ZM60 188V187H59ZM66 188V187H65ZM82 188H84V187H82ZM2 189V188H1ZM52 189H53V186H52ZM52 189H51V192H52ZM125 189V188H124ZM139 189H141V188H139ZM138 189V190H139ZM168 189V188H167ZM8 190H9V188H8ZM49 190H50V188H49ZM57 190L59 191L60 189H58L57 188ZM64 189L62 188V191H60V193L61 192H65V191H63ZM66 190V189H65ZM71 190H73V189H71ZM76 190V189H75ZM74 190V191H75ZM79 190V189H78ZM77 190V191H78ZM99 190V189H98ZM118 190V189H117ZM120 190V189H119ZM137 190V189H136ZM142 190V189H141ZM1 191V190H0ZM48 191V190H47ZM57 191V192H58ZM77 191H75L76 193H77ZM91 191H93L92 190V187H91ZM127 191V190H126ZM125 191V192H126ZM131 191V190H130ZM129 191V192H130ZM10 192V191H9ZM17 192V191H16ZM15 192V195L17 194ZM49 192V191H48ZM55 192V191H54ZM96 192V191H95ZM139 192V191H138ZM53 193V192H52ZM56 193V192H55ZM72 193V192H71ZM91 193H93V192H91ZM127 193H128V191H127ZM140 193V192H139ZM167 193V192H166ZM62 194H64V193H61V195ZM75 194V193H74ZM95 194V193H94ZM93 194V195H94ZM105 194V193H104ZM132 194H133V191H132ZM2 195V194H1ZM5 195V194H4ZM6 195L8 196V192L6 193ZM4 196V198L5 197H7V196ZM26 195V194H25ZM48 195H50V194H48ZM55 195V194H54ZM53 194H51L50 196H54ZM61 195H60V197H59V194L57 195L58 197H57V199H58V201H56V202H59L60 201V199H62L61 198ZM65 195V194H64ZM73 195V194H72ZM76 195V194H75ZM136 195V194H135ZM134 195V196H135ZM156 195V194H155ZM223 196L224 198H225V200H221V204H211V203H206V202H204V200L203 199H207V200H205V201H208L209 199L208 198H210L211 196ZM70 196V195H69ZM2 197V196H1ZM27 197V196H26ZM26 197H24V198H26ZM55 197H56V195H55ZM68 197V196H67ZM71 198H72V196H70ZM70 197H68V199L70 198ZM74 197H77V195L76 196H74ZM136 197V196H135ZM147 197V196H146ZM161 197H163V196H161ZM207 197V198H206ZM4 198H1V200L2 199H4ZM45 198V197H44ZM148 198V197H147ZM221 198V197H220ZM42 199V198H41ZM46 199H47V196H46ZM51 200H52V198H50ZM219 199V198H218ZM25 200H27V199H25ZM39 200V199H38ZM54 200H56V198H54ZM71 199H69V204H70V202L72 201H70ZM75 200V199H74ZM84 200H85V198H84ZM84 200H83V202H84ZM3 201V200H2ZM46 201V200H45ZM44 201V202H45ZM49 201V200H48ZM48 201H47V203H48ZM65 201H68V200H65ZM162 201V200H161ZM41 202V201H40ZM120 202V201H119ZM154 202V201H153ZM26 203V202H25ZM25 203H24V205H25ZM82 203V202H81ZM85 203V202H84ZM83 203V204H84ZM99 203V202H98ZM109 203H111L110 201H109ZM217 203V202H216ZM46 204V203H45ZM44 204V206H46ZM58 204V203H57ZM169 204V203H168ZM100 205V204H99ZM139 205V204H138ZM184 205V204H183ZM201 205V204H200ZM101 206V205H100ZM99 206V207H100ZM110 206H112V205H110ZM115 206V205H114ZM146 206V205H145ZM152 206V207H151ZM24 207V206H23ZM56 207V206H55ZM54 207V208H55ZM82 207H83V205H82ZM131 207V206H130ZM139 207V206H138ZM150 207H151V209H152V211L153 210H155V208H160V207H162V202L160 203L159 202V204H157V205H155L154 203L153 204H151L150 205ZM177 207V206H176ZM191 207H194V206H191ZM190 207V208H191ZM103 208H105V207H102V209ZM141 208V207H140ZM145 208V207H144ZM182 208V207H181ZM195 208V207H194ZM10 209V208H9ZM24 209H25V207H24ZM82 209V208H81ZM167 209H169V208H167ZM66 210V209H65ZM128 210V209H127ZM147 210V209H146ZM159 210V209H158ZM174 210H176V209H174ZM199 210V209H198ZM197 209H196V211H198ZM201 210V209H200ZM37 211V210H36ZM59 211V210H58ZM118 211V210H117ZM140 211V210H139ZM149 211H150V209H149ZM148 211V212H149ZM163 211V210H162ZM171 211H173V210H171ZM186 211V210H185ZM191 211V210H190ZM62 212H64V210L62 211ZM66 212V211H65ZM142 212H144L143 210H142ZM141 212V213H142ZM146 212V211H145ZM183 212V211H182ZM188 212V211H187ZM36 213V212H35ZM81 213V212H80ZM124 213V212H123ZM195 213V212H194ZM201 213V212H200ZM52 214H54V211L52 210ZM51 214V215H52ZM65 214V213H64ZM67 214H68V212H67ZM67 214H66V216H67ZM118 214V213H117ZM168 214V213H167ZM33 215V214H32ZM119 215H120V213H119ZM169 215V214H168ZM167 215V216H168ZM3 216V215H2ZM2 216H1V218H2ZM34 216H35V214H34ZM33 216V217H34ZM50 216V215H49ZM48 216V218H47V220H45V222H47V221H49L48 219L49 218H51V219H53L51 216L49 217ZM52 216H54V215H52ZM102 216V215H101ZM112 216V215H111ZM114 216V215H113ZM127 216V215H126ZM171 216V215H170ZM120 217H121V215H120ZM148 217V216H147ZM172 217V216H171ZM182 217V216H181ZM0 218V219H1ZM64 218V217H63ZM69 218V217H68ZM100 218V217H99ZM99 218H98V220H99ZM134 218H137V217H134ZM159 219L161 218V217H158ZM164 218V217H163ZM166 218V217H165ZM111 219V218H110ZM113 219V218H112ZM129 219V218H128ZM154 219V218H153ZM152 219V220H153ZM162 219V218H161ZM160 219V220H161ZM175 219V218H174ZM2 220V219H1ZM0 220V221H1ZM66 220H67V218H66ZM105 220V219H104ZM130 220V219H129ZM129 220H128V222H129ZM151 220V221H152ZM68 221V220H67ZM102 221V219L100 220V223H103V222H101ZM106 221V220H105ZM104 221V222H105ZM159 221V220H158ZM177 221V220H176ZM2 222V221H1ZM51 222V221H50ZM115 222V221H114ZM145 222H148V221H145ZM79 223V222H78ZM99 223V224H100ZM120 223V222H119ZM150 223V222H149ZM1 224V223H0ZM47 224V223H46ZM66 224V223H65ZM98 224V223H97ZM111 224V223H110ZM141 224L143 225H145V223L142 221L141 222ZM45 225V224H44ZM61 225V224H60ZM94 225V224H93ZM92 225V226H93ZM115 225V224H114ZM172 225V224H171ZM176 225V224H175ZM175 225H174V227H175ZM201 225V226H202ZM229 225V224H228ZM230 225H231V223H230ZM65 226V225H64ZM75 226V225H74ZM99 226V225H98ZM101 226V225H100ZM105 226V225H104ZM112 226V225H111ZM135 226V225H134ZM134 226H132L133 228H137V224H136V226L134 227ZM140 226V225H139ZM138 226V227H139ZM43 227H45V226H43ZM95 227V226H94ZM96 227H97V225H96ZM108 227V226H107ZM110 227V226H109ZM152 227V226H151ZM163 227V226H162ZM173 227V226H172ZM177 227V226H176ZM200 227V226H199ZM47 228V227H46ZM46 228H44V229H46ZM223 228V227H222ZM240 228L242 229L241 231H244L245 233H246V235H245V237H243L242 239L243 240H241V239H235V237L236 236H238L239 234H240ZM41 229V228H40ZM73 229H74V227H73ZM151 229V228H150ZM149 229V230H150ZM164 229H166V227L164 228ZM174 229V228H173ZM172 229V230H173ZM176 229V228H175ZM168 230V229H167ZM41 230H39V232H40ZM44 231V230H43ZM186 231V230H185ZM38 232V233H39ZM42 232V231H41ZM46 232V231H45ZM73 232V231H72ZM85 232H86V229H85ZM143 232V231H142ZM148 232V231H147ZM146 232V233H147ZM153 232V231H152ZM167 232V231H166ZM169 232V231H168ZM167 232V233H168ZM172 232V231H171ZM213 232V231H212ZM37 233V232H36ZM36 233H34L33 235H38V233L36 234ZM83 233V232H82ZM86 233H88V232H86ZM86 233H85V235H86ZM141 233V232H140ZM214 234V233H213ZM7 235V234H6ZM6 235H5V237H6ZM134 235V234H133ZM141 235H143V234H141ZM140 235V236H141ZM167 235V234H166ZM170 235L172 236V234L170 233ZM175 235V234H174ZM217 235V234H216ZM8 236V235H7ZM35 236H33V237H35ZM39 236H42V235H40V233H39ZM147 236H148V234H147ZM214 236V235H213ZM83 237V236H82ZM99 237V236H98ZM129 236H127V238H128ZM135 237V236H134ZM174 237V236H173ZM219 237H220V239H219ZM36 238V237H35ZM40 238L41 237H39V239L38 240H40ZM65 238V237H64ZM63 238V239H64ZM79 238H81V236L79 237ZM85 238H86V236H85ZM107 238V237H106ZM110 238V237H109ZM131 238V237H130ZM136 238V237H135ZM139 238V237H138ZM149 238H151L150 236H149ZM155 238H156V236H155ZM157 238H158V236H157ZM180 238V237H179ZM32 240L34 239V238H31ZM48 239H50V238H48ZM57 239H59V238H57ZM84 239V238H83ZM82 239V240H83ZM111 239H113L112 237H111ZM137 239V238H136ZM197 239H199V238H197ZM21 240V239H20ZM51 240V239H50ZM80 240V239H79ZM109 240V239H108ZM139 240V239H138ZM225 240H223V242H225ZM48 241V240H47ZM59 240H57V242H58ZM76 241V240H75ZM74 241V242H75ZM81 241V240H80ZM104 241V240H103ZM112 241H114V240H112ZM122 241V240H121ZM126 241V240H125ZM132 241H134V240H132ZM142 241H143V239H142ZM169 241V240H168ZM173 241V240H172ZM178 241V240H177ZM191 241V240H190ZM34 242V241H33ZM37 242V241H36ZM48 242H50V241H48ZM51 242H53L52 240H51ZM56 242V241H55ZM104 242H106V241H104ZM131 242V241H130ZM149 242V241H148ZM166 242V241H165ZM171 242V241H170ZM185 242V241H184ZM201 242V241H200ZM232 242V241H231ZM233 242V243H234ZM235 242V243H236ZM47 243V242H46ZM79 243V242H78ZM78 243H74L71 247H72V249H73V247L76 245L77 247H78ZM108 243V242H107ZM118 243V242H117ZM134 243V242H133ZM182 243V242H181ZM48 244V243H47ZM49 244H51V243H49ZM56 244V243H55ZM104 244V243H103ZM109 244V243H108ZM152 244L153 243H151V246H152ZM169 244V243H168ZM177 244V243H176ZM196 244H200V243H196ZM229 244H231V243H229ZM115 245V244H114ZM124 245L125 244H122V246L124 247ZM131 245V244H130ZM144 245V244H143ZM142 245V246H143ZM155 245H156V243H155ZM173 245V244H172ZM180 245V244H179ZM6 246V245H5ZM4 246V247H5ZM24 246V245H23ZM26 246V245H25ZM29 246V245H28ZM32 246H34V245H32ZM44 246V245H43ZM43 246H42V248H43ZM101 246V245H100ZM107 246V245H106ZM148 246V245H147ZM146 246V247H147ZM176 246V245H175ZM3 247V248H4ZM7 247V246H6ZM12 247V246H11ZM16 247V246H15ZM27 247V246H26ZM30 247V246H29ZM28 247V248H29ZM41 247V246H40ZM45 247V246H44ZM46 247H48L47 245H46ZM46 247H45V249H46ZM52 247V246H51ZM77 247H76V249H77ZM83 247H85V246H83ZM83 247L81 248V247H79L81 250L83 249ZM104 247V246H103ZM108 247V246H107ZM109 247H111L110 245H109ZM116 247V246H115ZM141 247V246H140ZM154 247V246H153ZM167 247H169L168 245H167ZM195 247V246H194ZM199 247V246H198ZM2 248V249H3ZM8 248V247H7ZM14 248V247H13ZM13 248H11L10 249V252H11V250H13ZM36 247L34 246L33 247V250L35 249ZM39 248V247H38ZM101 248V247H100ZM99 248V249H100ZM143 248V247H142ZM164 248V247H163ZM175 248V247H174ZM200 248V247H199ZM207 248V247H206ZM5 249V248H4ZM26 249V248H25ZM40 249V248H39ZM75 249V248H74ZM101 249H104V248H101ZM109 249V248H108ZM125 249V248H124ZM140 249V248H139ZM167 250H168V248H166ZM178 249V248H177ZM179 249H180V247H179ZM188 249V248H187ZM195 249H197V248H195ZM212 249V248H211ZM19 250H20V248H19ZM38 250V249H37ZM43 250H44V248L42 249V257L44 256V254H43ZM54 250V249H53ZM59 250V249H58ZM79 250V249H78ZM88 250H89V248H88ZM94 250H97V249H94ZM119 249H117V251H118ZM130 250V249H129ZM155 250V249H154ZM161 250V249H160ZM9 251V250H8ZM31 251H32V248H31ZM31 251H29L30 253H31ZM45 251V250H44ZM52 251V250H51ZM60 251H61V253L62 252H64L62 249H60ZM71 251H73L74 252V250H71ZM77 250H75V252H76ZM106 251V250H105ZM166 251V250H165ZM182 251V250H181ZM189 251V250H188ZM192 252L194 251V250H191ZM208 251V250H207ZM6 252V251H5ZM9 252V253H10ZM20 252H21V250H20ZM24 252H26L25 250H24ZM27 252H28V249H27ZM26 252V253H27ZM37 252H39V253H37L38 254V256L39 255H41L40 254V250H38ZM73 252H71V254L72 255H75V254H73ZM79 252V251H78ZM77 252V253H78ZM82 252V251H81ZM99 252V251H98ZM98 252H96V254L98 253ZM108 252H110V251H108ZM120 252V251H119ZM125 252V251H124ZM123 252V253H124ZM135 252V251H134ZM145 252V251H144ZM150 252H152V254H153V251H151L150 250ZM160 252V251H159ZM167 252V251H166ZM187 252V251H186ZM210 252V251H209ZM4 253V252H3ZM2 253V254H3ZM33 254V256L35 255V257H36V259L38 260L39 258H37V254H34L35 252H32ZM45 253V252H44ZM77 253H76V256H77ZM84 253V252H83ZM82 253V254H83ZM137 253V252H136ZM140 253H142V251H140ZM178 252H176L175 254H177ZM188 253V252H187ZM191 253V252H190ZM189 253V254H190ZM201 253H203V252H201ZM17 254H19L20 256L22 255V259H23V254H25V253H17ZM27 254H29V253H27ZM49 254H51L50 252H49ZM59 254V253H58ZM57 254V255H58ZM79 254V253H78ZM95 254V255H96ZM98 254H100V253H98ZM101 254H102V252H101ZM107 254V253H106ZM116 254V253H115ZM122 254V253H121ZM125 254H126V252H125ZM133 254H135V253H133ZM156 254V253H155ZM215 254V253H214ZM26 255V254H25ZM30 255V254H29ZM32 255L30 256V257H32ZM62 256H63V253L61 254ZM79 255H81V254H79ZM79 255L77 256V257H79ZM118 255V254H117ZM132 255V254H131ZM138 255V254H137ZM143 255V254H142ZM166 255V254H165ZM186 255V254H185ZM192 255V254H191ZM4 256H6V254L4 255ZM3 256V257H4ZM7 256H9V254L7 255ZM7 256H6V258H7ZM50 256V255H49ZM52 256V255H51ZM51 256H50V258H51ZM59 256H60V254H59ZM69 256H70V254H69ZM76 256H74L75 257V259H74V257L72 258V259H74V260H76ZM161 256V255H160ZM182 256V255H181ZM26 257V256H25ZM28 257V256H27ZM30 257H28V259L30 258ZM42 257L40 258L41 260H42ZM55 257V256H54ZM71 257V256H70ZM108 256H106V258H107ZM112 257V256H111ZM115 257V256H114ZM118 257V256H117ZM122 257V256H121ZM176 257H178V255L176 256ZM14 258V257H13ZM12 258V259H13ZM16 259H18L17 257H15ZM44 258H46L45 256H44ZM60 258V257H59ZM58 258V259H59ZM63 258V257H62ZM95 258V257H94ZM127 258V257H126ZM157 258V257H156ZM164 258V257H163ZM169 258H171V257H168V259ZM174 258H175V256H174ZM179 258V257H178ZM178 258H175V259H177L178 260ZM185 258V257H184ZM188 258V257H187ZM5 259V258H4ZM8 259V258H7ZM20 259H21V257H20ZM27 259V258H26ZM32 258H30V260H31ZM47 259V258H46ZM45 259V260H46ZM56 259V258H55ZM55 259H54V261H55ZM71 259V260H72ZM100 259V258H99ZM104 259V258H103ZM109 259V258H108ZM108 259H106V260H104V261H108ZM134 259V258H133ZM149 259V258H148ZM152 259V258H151ZM159 259V258H158ZM157 259V260H158ZM168 259H167V261H168ZM180 259H183V258H180ZM196 259V258H195ZM1 260H3V259H1ZM29 260V261H30ZM36 260V261H37ZM53 259L51 258V260L50 261H52ZM74 260H72V263L73 264H75V261ZM110 260V259H109ZM144 260H146V259H144ZM156 260V261H157ZM162 260V259H161ZM177 260L175 261L176 263H178V262H180V261H178L177 262ZM198 260V259H197ZM17 261V260H16ZM22 261V260H21ZM26 260L24 259V262H25ZM28 261V262H29ZM35 261V262H36ZM40 261V260H39ZM39 261H37V262H39ZM48 261V260H47ZM46 261V262H47ZM53 261V262H54ZM69 261H70V258H69ZM94 261V260H93ZM100 261V260H99ZM103 261V262H104ZM136 261V260H135ZM139 261V260H138ZM141 261V260H140ZM155 261V262H156ZM163 261V260H162ZM183 261H184V259H183ZM2 262H4V261H2ZM5 262H6V260H5ZM10 262L11 261H9V264H10ZM14 262H15V260H14ZM19 261H17V263H18ZM24 262H23V264H24ZM27 262V263H28ZM31 262V261H30ZM32 262H34L33 260H32ZM31 262V263H32ZM37 262H36V264H37ZM52 262V263H53ZM65 262V261H64ZM76 262H77V260H76ZM96 262H97V260H96ZM154 262V263H155ZM203 262H205V261H203ZM1 263V262H0ZM16 263V264H17ZM27 263H25V264H27ZM41 263H44V262H41ZM40 263V264H41ZM49 263V262H48ZM47 263V264H48ZM54 263H56V262H54ZM59 263H60V261H59ZM70 263V262H69ZM72 263H70V264H72ZM94 263V262H93ZM105 263V262H104ZM103 263V264H104ZM122 263V262H121ZM126 263V262H125ZM139 263V262H138ZM157 263V262H156ZM155 263V264H156ZM200 263V262H199ZM6 264V263H5ZM11 264H13V262L11 263ZM15 264V263H14ZM19 264V263H18ZM35 264V263H34ZM39 264V263H38ZM58 264V263H57ZM64 264V263H63ZM128 264V263H127ZM151 264V263H150ZM183 264V263H182ZM190 264H193V263H190Z\"/></svg>",
    "mask_w": 264,
    "mask_h": 264
}]
</instances>
